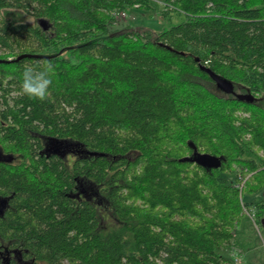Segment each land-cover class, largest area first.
<instances>
[{
    "label": "trees",
    "instance_id": "1",
    "mask_svg": "<svg viewBox=\"0 0 264 264\" xmlns=\"http://www.w3.org/2000/svg\"><path fill=\"white\" fill-rule=\"evenodd\" d=\"M162 2L139 33L110 12L150 0H0V264H230L242 208L261 226L264 0Z\"/></svg>",
    "mask_w": 264,
    "mask_h": 264
},
{
    "label": "rangeland",
    "instance_id": "2",
    "mask_svg": "<svg viewBox=\"0 0 264 264\" xmlns=\"http://www.w3.org/2000/svg\"><path fill=\"white\" fill-rule=\"evenodd\" d=\"M150 2L153 3L151 10L133 7L131 10L125 11L124 16H115L113 11L110 12L112 17L110 30L128 28L139 33H151L168 28L171 24L180 21L179 18L171 21L161 18L160 12L164 9L162 0H150ZM24 19L26 22H33L29 16H25ZM260 155L264 156V153L260 152ZM223 176L228 177L227 174ZM239 177V183L236 186L241 190L248 175ZM93 197H95L96 204L99 205L100 230L108 232L115 225V219L108 209L104 197L101 194ZM243 208L241 212L243 216L234 228L233 239L221 249L220 253L229 260L230 264H264V228L254 221L252 208H245V211Z\"/></svg>",
    "mask_w": 264,
    "mask_h": 264
},
{
    "label": "water",
    "instance_id": "3",
    "mask_svg": "<svg viewBox=\"0 0 264 264\" xmlns=\"http://www.w3.org/2000/svg\"><path fill=\"white\" fill-rule=\"evenodd\" d=\"M25 56L26 55H21V56L17 57L15 59V61H17V60H19V59H21V58H23ZM10 61H12V60L11 59H9L7 61L0 60V63L1 62H10ZM200 69L209 75V77L211 78V80L215 83L216 87L220 91H222L225 94H229V93H231L233 91V86H232V83L231 82H229L228 80L220 77L217 74H214L213 72H211L205 66L200 65ZM236 97L239 100H252V97L251 96H247V95H237ZM261 226L264 228V220L261 221Z\"/></svg>",
    "mask_w": 264,
    "mask_h": 264
},
{
    "label": "clouds",
    "instance_id": "4",
    "mask_svg": "<svg viewBox=\"0 0 264 264\" xmlns=\"http://www.w3.org/2000/svg\"><path fill=\"white\" fill-rule=\"evenodd\" d=\"M24 76V84H23V90L26 95L32 96L37 99H43L44 95H46V89L42 90L41 93L34 92L32 81L35 79L33 76L32 71L26 70L23 74ZM43 83L47 85L49 83L48 80H44Z\"/></svg>",
    "mask_w": 264,
    "mask_h": 264
},
{
    "label": "built area",
    "instance_id": "5",
    "mask_svg": "<svg viewBox=\"0 0 264 264\" xmlns=\"http://www.w3.org/2000/svg\"><path fill=\"white\" fill-rule=\"evenodd\" d=\"M135 6H137V5H135ZM113 14H115V16H124L125 15V12L124 11H122V12H117V13H113ZM237 187V186H236ZM244 209V211H245V208H243Z\"/></svg>",
    "mask_w": 264,
    "mask_h": 264
}]
</instances>
